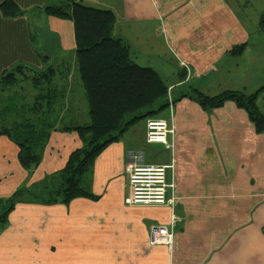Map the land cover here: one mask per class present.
Wrapping results in <instances>:
<instances>
[{"label":"crops","instance_id":"1","mask_svg":"<svg viewBox=\"0 0 264 264\" xmlns=\"http://www.w3.org/2000/svg\"><path fill=\"white\" fill-rule=\"evenodd\" d=\"M12 1L24 15L5 17L0 10V75L18 64L35 73L55 70L65 95L57 109L76 124L80 116L69 117L80 113L75 97L85 94L70 78L77 71L74 27L42 11L63 0ZM76 1L111 11L113 36L167 86L168 106L158 119L172 130L170 149L145 142V120L131 125L92 163L87 186L95 198L15 206L0 233V264H264V134L234 102L204 109L189 96L193 90L248 95L264 86L261 23V37L252 39L224 0ZM239 46V53L232 51ZM28 88L13 87L0 101L21 98ZM256 106L264 114V91ZM80 145L74 133H52L28 174L17 147L0 135V198L58 173ZM133 157L142 165L169 166L167 196L174 206L130 203ZM156 225L172 231V249L148 244Z\"/></svg>","mask_w":264,"mask_h":264},{"label":"trees","instance_id":"2","mask_svg":"<svg viewBox=\"0 0 264 264\" xmlns=\"http://www.w3.org/2000/svg\"><path fill=\"white\" fill-rule=\"evenodd\" d=\"M0 10L5 17L24 15L12 0H4ZM42 11L73 24L77 70L89 120L87 124L71 125L62 117V108L57 106L65 101V95L57 91L55 82L56 89L51 86L55 70L48 68L35 73L32 68L18 64L0 75V94L11 89L20 78L31 82L23 97L13 95L0 109V135L8 137L17 147L18 163L26 173H32L40 164L52 133H74L81 143L58 173L0 198V233L17 204L66 205L76 198H95L86 182L94 159L131 125L158 119L168 106L167 86L160 76L149 67L137 65L127 46L113 36L115 16L111 11L84 6L76 0L46 5ZM260 23L264 29V16ZM242 48L232 51L239 53ZM263 91L264 86L248 95L223 91L207 96L193 90L189 96L204 109L234 102L247 113L255 131L264 134V114L256 106L257 97ZM54 181L56 184L51 185Z\"/></svg>","mask_w":264,"mask_h":264},{"label":"built area","instance_id":"3","mask_svg":"<svg viewBox=\"0 0 264 264\" xmlns=\"http://www.w3.org/2000/svg\"><path fill=\"white\" fill-rule=\"evenodd\" d=\"M169 133H172V130L162 119H148L145 123V142L147 144H157L165 149H170V144L167 142ZM136 161L137 158L133 157V162L128 166V183L131 188L130 203L132 205L156 204L172 207L174 199L167 196L169 188L173 187L166 182V169L169 166L142 165ZM148 244L172 249L174 235L165 226H153L149 231Z\"/></svg>","mask_w":264,"mask_h":264},{"label":"rangeland","instance_id":"4","mask_svg":"<svg viewBox=\"0 0 264 264\" xmlns=\"http://www.w3.org/2000/svg\"><path fill=\"white\" fill-rule=\"evenodd\" d=\"M226 2V4L230 7V9H232V11L234 12V15L236 17V19L239 22H242L244 27L248 30V33L250 35V37L252 39H256L261 37L260 34L263 33V31L260 29L259 23H260V19L262 16H264V0H224ZM40 26V25H39ZM42 35V39H47L45 38V31L40 33ZM36 39V37L34 36V40ZM37 41V40H36ZM141 46V45H140ZM60 63V62H59ZM58 63V64H59ZM73 71V75L70 77L72 80H74L75 82L80 81L79 80V75H78V70L75 71L74 69ZM66 75L68 73H65ZM28 75L30 76V74L28 73ZM70 79V80H71ZM56 80H64L61 77H54L52 80V87L54 88V82H56ZM63 84V83H61ZM31 85V82L29 81V79H19V81L17 82V84H15L13 87L17 88V89H22L23 86L24 87H28ZM11 87V88H13ZM51 89V88H50ZM64 89L59 87L57 88V91H63ZM189 91L191 90V88L188 89ZM47 90L45 89L44 92H46ZM83 91V88H82ZM72 98L75 97V95H71ZM1 97V96H0ZM76 101H78V109L80 111V113H74L73 116H70L69 118H74V117H78L80 116L79 120H76L74 123L78 124L77 122H87L89 120L88 114H87V102L84 98V96L82 97H75ZM4 105V102L0 101V109L2 108V106ZM74 112V109H72L71 113ZM163 114V113H162ZM162 116V115H160ZM0 123H2V121L0 120ZM142 123V122H141ZM87 124V123H86ZM7 139L10 141V139L7 137ZM92 175V174H91ZM91 175L87 177L86 182L87 184L89 183V180L91 179ZM56 184L55 181L51 184L54 185ZM88 189H89V185H88ZM131 189V188H130ZM90 191V189H89Z\"/></svg>","mask_w":264,"mask_h":264},{"label":"bare ground","instance_id":"5","mask_svg":"<svg viewBox=\"0 0 264 264\" xmlns=\"http://www.w3.org/2000/svg\"><path fill=\"white\" fill-rule=\"evenodd\" d=\"M174 206V205H173Z\"/></svg>","mask_w":264,"mask_h":264}]
</instances>
